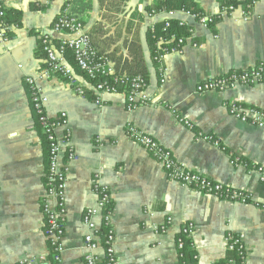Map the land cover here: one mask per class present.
<instances>
[{"label":"crops","instance_id":"obj_1","mask_svg":"<svg viewBox=\"0 0 264 264\" xmlns=\"http://www.w3.org/2000/svg\"><path fill=\"white\" fill-rule=\"evenodd\" d=\"M157 1L74 0L70 8L95 49L111 60L118 74L147 77L152 107L129 112L122 94L106 96L99 107L91 82L73 59L70 65L86 90L84 97L60 76L41 81L49 99L48 115H68L76 152L67 185L66 251L56 263L43 227L48 146L25 78L46 69L41 33H48L57 45L73 36L53 29L66 0H8V15L17 19L10 17V23L19 28L0 44V264H85L83 215L97 204L92 190L96 174L113 197L120 264H180L176 243L189 223L195 227L194 248L188 247L190 264H227L229 233L246 244L247 264H264V211L170 181L163 168L124 134L125 126L132 123L169 149L185 168L246 191L263 203L261 175L235 168L230 161L234 154L251 167H264V130L241 122L225 104L264 110V85L203 95L196 88L211 78L264 62V0L249 21L242 19L240 9L251 0H236L239 10L208 28L182 12L153 14ZM187 1L195 5L190 11L208 16L220 9L217 0ZM168 21L185 22L183 29L190 37L182 54L164 60L167 74L161 86L148 32ZM193 42L200 48H193ZM179 118L191 122L194 129ZM198 133L214 137L220 147L197 140ZM169 218L173 221L168 234L156 235L153 227Z\"/></svg>","mask_w":264,"mask_h":264},{"label":"built area","instance_id":"obj_2","mask_svg":"<svg viewBox=\"0 0 264 264\" xmlns=\"http://www.w3.org/2000/svg\"><path fill=\"white\" fill-rule=\"evenodd\" d=\"M74 0H66L63 12L54 22L53 29L56 32L68 33L73 38L62 40L55 44L48 33H41L39 36L42 52L46 58V69L38 76L25 78L28 87L31 105L36 114L37 121L41 127L48 146V166L46 173V191L43 203L44 233L50 244L53 260L56 263L62 261L66 251L64 237L66 233L65 224L67 218V185L71 167L76 159L75 149L71 146L72 133L70 122L66 113H61L58 117L52 118L47 113L49 103L41 87V81L51 76H60L66 80L74 92L84 97L86 90L80 86L78 77L70 65L73 59L77 68L91 82L96 92V104L101 107L104 98L109 95L122 94L126 98L129 112L140 108L152 107L153 99L147 95L148 79L146 76L120 75L116 72L111 60L104 55H100L95 49L91 37L84 32L83 23L71 14L70 8ZM261 0H251L241 8V17L244 21L251 20L255 15V9ZM8 0H0V44L8 42L11 32L19 26L10 23L7 15ZM220 5L218 13L208 16L194 11H181L195 22L205 28L215 24L217 21L232 17L238 10L239 5L236 0H217ZM175 12H170L174 14ZM153 14H156L153 12ZM179 27L185 28V22H179ZM171 28V22L164 23L163 31ZM155 31V26L151 28ZM192 33V31H190ZM190 35L178 37L172 35L170 38L159 37L153 50L152 60L159 67L160 85L166 82V68L164 60L171 55L182 54ZM193 48H200L195 42ZM264 85V62L254 64L248 68L236 70L228 74L211 78L200 83L196 88L199 95L219 92L224 93L237 87H259ZM232 116L241 122L250 124L264 130V110L257 108H245L239 103L230 102L225 104ZM176 113L175 111H173ZM180 122L189 128L194 129L191 122L179 118ZM63 132L64 135H60ZM125 136L134 144L144 150L153 158L165 171L168 179L185 188L198 191L200 193L214 196L222 201L241 205H252L260 211H264V202L258 203L252 196L242 190H236L230 186L214 182L209 178L185 168L175 158L174 154L149 134L141 131L132 123H128L124 129ZM197 140L211 143L220 147V143L212 136L197 134ZM231 165L235 168H249V173H258L264 182V167L249 166L238 156L231 154ZM93 192L97 195V204L85 211L83 224L87 229L84 239L85 264H120L116 254V232L112 223V203L113 197L108 186L101 181L100 174L95 175ZM173 219L169 218L161 225L153 227L156 235L168 234L169 227ZM104 230V231H103ZM195 227L193 224H186L177 239L178 259L180 264L185 262L186 247L194 248L193 235ZM226 250L231 253L227 264H247L248 248L244 241L231 233L225 239ZM102 252V253H100ZM197 259V257H194ZM21 264H31L23 261Z\"/></svg>","mask_w":264,"mask_h":264},{"label":"trees","instance_id":"obj_3","mask_svg":"<svg viewBox=\"0 0 264 264\" xmlns=\"http://www.w3.org/2000/svg\"><path fill=\"white\" fill-rule=\"evenodd\" d=\"M193 7H195L194 3L191 1H187V0H158L156 2V4L151 8L152 9L151 11H154L157 14L161 13V12H167V13L181 12V11H188ZM194 12L197 13V10L196 11L194 10ZM10 17L14 20V18L12 16L7 15L8 20ZM15 20H17V19H15ZM9 22H10V20H9ZM163 29H164V24L159 25V26L157 25L155 27L154 32H152L151 30H149V32H148V42H149V45L151 47H153L152 48L153 50L155 49V45H156V42L159 39V37L170 38L172 35H177L178 37H187L188 36L187 32L183 28L179 27L178 22H175V21H171V28L168 29L166 32H164ZM137 75H143L144 76V74L141 73V74L131 75V77L137 76ZM191 258H192V252L188 249V247H186V249H185V262H186V264H190L189 261Z\"/></svg>","mask_w":264,"mask_h":264}]
</instances>
